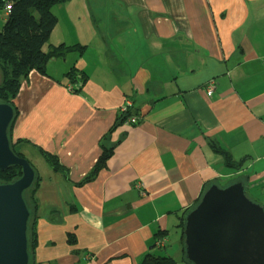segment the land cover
Instances as JSON below:
<instances>
[{
	"label": "crops",
	"instance_id": "0c3cea01",
	"mask_svg": "<svg viewBox=\"0 0 264 264\" xmlns=\"http://www.w3.org/2000/svg\"><path fill=\"white\" fill-rule=\"evenodd\" d=\"M51 11L44 51L85 48L50 59L47 76L29 72L14 101L19 152L44 161L42 150L66 171L41 177L34 264L180 263L179 217L203 190L241 182L264 203V0H69ZM71 68L88 78L78 94L65 87ZM127 103L137 124L116 127L106 169L75 186Z\"/></svg>",
	"mask_w": 264,
	"mask_h": 264
},
{
	"label": "water",
	"instance_id": "95a60500",
	"mask_svg": "<svg viewBox=\"0 0 264 264\" xmlns=\"http://www.w3.org/2000/svg\"><path fill=\"white\" fill-rule=\"evenodd\" d=\"M13 117L12 107L0 102V171L21 170L18 179L0 182V264H29L23 193L32 186L35 171L11 148ZM182 234L190 264H264V206L246 196L241 182L210 186L186 214Z\"/></svg>",
	"mask_w": 264,
	"mask_h": 264
},
{
	"label": "trees",
	"instance_id": "16d2710c",
	"mask_svg": "<svg viewBox=\"0 0 264 264\" xmlns=\"http://www.w3.org/2000/svg\"><path fill=\"white\" fill-rule=\"evenodd\" d=\"M68 1L69 0H0V10H4L6 13L4 24L0 29V102L8 104L13 109L14 117L8 130V136L11 142V130L18 117L14 101L22 81L27 78L29 72L35 70L41 75L47 76L45 68L50 59L63 58L67 53L74 52L75 50L81 54L85 48L77 46L76 49V47H65L60 45L51 50L44 51V46L49 42L50 35L57 23V19L51 10L54 6ZM6 5H10V10L5 11ZM65 78L67 80L65 87L75 94L81 91L88 79L84 73H79L75 68H71ZM57 83L60 84L59 81H57ZM134 115V112L129 108L118 115L114 125H112L108 132L99 140L100 155L97 161L90 172L80 182L76 183L75 186H82L92 182L101 170L106 169L107 161L113 155V151L117 145V143L111 142L113 130L122 125L128 118L135 117ZM17 143L18 141L15 143L12 142L11 148L17 156L25 158L20 152L16 151ZM214 149L217 152H221L218 151L216 147H214ZM39 153L51 170L63 173L66 177V171L59 165L55 156L42 150H39ZM221 153L224 155L225 163L229 167L237 169L241 167L242 164L240 163L234 165L233 160L226 155L225 152ZM30 165L35 171V180L32 186L23 193V198L29 211V219L27 222L29 264H34L37 243V221L39 219L37 192L40 187L41 177L38 175L35 167L31 163ZM20 176L21 170L19 167H10L5 171H0V182L10 183ZM205 191L206 190L202 191L199 200ZM193 208L187 209L179 217L178 228L180 230L182 261L178 263L171 257L147 254L140 264H190L185 258L182 231L185 223V216ZM159 235L160 234H157L156 236ZM67 237L69 243H75L76 239L73 235L68 234Z\"/></svg>",
	"mask_w": 264,
	"mask_h": 264
},
{
	"label": "rangeland",
	"instance_id": "374dc122",
	"mask_svg": "<svg viewBox=\"0 0 264 264\" xmlns=\"http://www.w3.org/2000/svg\"><path fill=\"white\" fill-rule=\"evenodd\" d=\"M4 15L2 14V12L0 11V19H3ZM2 28L3 24L0 25ZM22 144L20 145H16V151L17 152H22L21 149L24 148V144L21 146ZM15 148V147H14ZM27 148V151H26V157L28 159L29 162H31L33 164V166L36 168L37 172L39 173L40 177H44V179L47 180V175L50 173V171H52L46 164L45 162L40 159V157L35 153V151H33L32 149H29ZM23 153V152H22ZM248 198L250 200H252L253 202H256V203H259L261 205H263L264 203H261V197L256 193V194H250L248 195ZM38 199V198H37ZM198 204V203H197ZM196 206V205H195ZM179 234H180V230H179ZM160 239H163V238H160ZM159 239V240H160ZM171 245L168 247V252L169 253H174V252H170L169 249H170ZM175 250V249H174Z\"/></svg>",
	"mask_w": 264,
	"mask_h": 264
},
{
	"label": "built area",
	"instance_id": "2783aa9c",
	"mask_svg": "<svg viewBox=\"0 0 264 264\" xmlns=\"http://www.w3.org/2000/svg\"><path fill=\"white\" fill-rule=\"evenodd\" d=\"M10 10V5H6L5 7V11ZM215 89V84L210 81L207 86H206V94L208 97H211V95L213 94ZM130 106V103L125 104V106L122 107L121 112L125 111L128 107ZM137 122V118L136 117H130L128 118L123 124L125 125H135ZM262 190L264 192V177H263V186H262ZM264 206V204H263ZM165 243V239H160L156 242V246L157 247H163Z\"/></svg>",
	"mask_w": 264,
	"mask_h": 264
},
{
	"label": "clouds",
	"instance_id": "9594fccd",
	"mask_svg": "<svg viewBox=\"0 0 264 264\" xmlns=\"http://www.w3.org/2000/svg\"><path fill=\"white\" fill-rule=\"evenodd\" d=\"M263 206V205H262Z\"/></svg>",
	"mask_w": 264,
	"mask_h": 264
}]
</instances>
